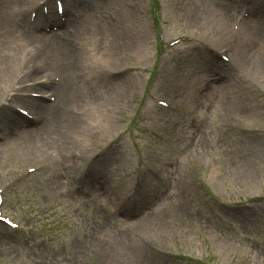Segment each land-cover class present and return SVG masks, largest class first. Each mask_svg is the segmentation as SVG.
<instances>
[{
	"label": "rangeland",
	"instance_id": "1",
	"mask_svg": "<svg viewBox=\"0 0 264 264\" xmlns=\"http://www.w3.org/2000/svg\"><path fill=\"white\" fill-rule=\"evenodd\" d=\"M262 54L264 0H0V264H264Z\"/></svg>",
	"mask_w": 264,
	"mask_h": 264
},
{
	"label": "bare ground",
	"instance_id": "2",
	"mask_svg": "<svg viewBox=\"0 0 264 264\" xmlns=\"http://www.w3.org/2000/svg\"><path fill=\"white\" fill-rule=\"evenodd\" d=\"M33 4H30L29 8H33ZM264 56L263 54L257 58L256 63L258 65V68L261 66L262 69H264ZM257 68V70H258ZM11 81V78H8L6 81H4L2 84H0V102L1 101H5V97L9 96V91L12 89L14 80L12 81V83H9ZM6 93V94H5ZM6 96H5V95ZM67 144L69 145V147L71 149H74V146L72 145V143L70 141L67 140ZM67 158V157H66ZM68 163L70 164L68 168L74 169L76 168L77 161L73 160V159H68Z\"/></svg>",
	"mask_w": 264,
	"mask_h": 264
}]
</instances>
